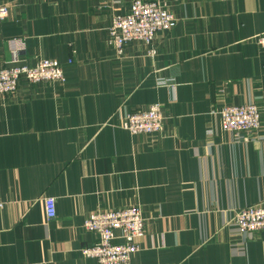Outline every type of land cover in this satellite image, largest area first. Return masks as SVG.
<instances>
[{
    "label": "crops",
    "instance_id": "0c3cea01",
    "mask_svg": "<svg viewBox=\"0 0 264 264\" xmlns=\"http://www.w3.org/2000/svg\"><path fill=\"white\" fill-rule=\"evenodd\" d=\"M135 1L0 0V69L50 59L67 79L0 96V264H97L87 217L132 206L145 220L132 264H264V232L232 223L264 202V0H141L175 26L118 57L108 30ZM248 103L261 130L224 132L219 110ZM154 104L161 134L122 128Z\"/></svg>",
    "mask_w": 264,
    "mask_h": 264
},
{
    "label": "built area",
    "instance_id": "2783aa9c",
    "mask_svg": "<svg viewBox=\"0 0 264 264\" xmlns=\"http://www.w3.org/2000/svg\"><path fill=\"white\" fill-rule=\"evenodd\" d=\"M9 14V6L0 2V23ZM176 19L165 3H147L137 0L130 6L127 15L116 16L108 30L109 43L116 55L122 57L125 46L130 42H141L152 46L156 35L169 32L175 26ZM256 44L264 50V34L254 38ZM155 51H150L153 57ZM29 84L67 82L63 67L54 60L41 59L35 67L14 66L0 69V96L17 92L19 82ZM159 86H174L171 80H160ZM222 130L237 137L244 135L245 140L262 128L261 109L255 103L239 106H223L219 110ZM164 117L162 107L154 104L145 110L125 116L122 128L133 136L158 135L163 130ZM246 136V137H245ZM48 219H54V200L45 199ZM5 202L0 199V211ZM238 235L253 237L264 232V202L239 210L232 221ZM84 228L95 234L97 241L91 247L82 250L85 258L95 259L97 264H132L133 256L138 252L137 240L144 237L145 220L139 207L121 210L96 211L90 214Z\"/></svg>",
    "mask_w": 264,
    "mask_h": 264
},
{
    "label": "rangeland",
    "instance_id": "374dc122",
    "mask_svg": "<svg viewBox=\"0 0 264 264\" xmlns=\"http://www.w3.org/2000/svg\"><path fill=\"white\" fill-rule=\"evenodd\" d=\"M40 61V60H39Z\"/></svg>",
    "mask_w": 264,
    "mask_h": 264
}]
</instances>
